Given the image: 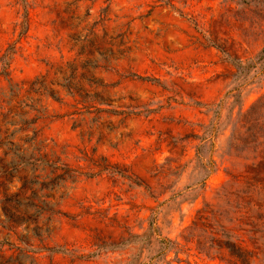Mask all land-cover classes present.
I'll list each match as a JSON object with an SVG mask.
<instances>
[{"label":"rangeland","instance_id":"rangeland-1","mask_svg":"<svg viewBox=\"0 0 264 264\" xmlns=\"http://www.w3.org/2000/svg\"><path fill=\"white\" fill-rule=\"evenodd\" d=\"M262 47L264 0H0V251L264 264ZM150 217L178 252L140 237Z\"/></svg>","mask_w":264,"mask_h":264},{"label":"trees","instance_id":"trees-1","mask_svg":"<svg viewBox=\"0 0 264 264\" xmlns=\"http://www.w3.org/2000/svg\"><path fill=\"white\" fill-rule=\"evenodd\" d=\"M261 58H264V47H262L258 54ZM236 66L239 67V63L230 60V62ZM210 125L206 128V130L209 133ZM213 167V166H212ZM154 217H150L147 221V226L144 232L140 235V237L144 238L146 241L153 240L157 246V253L159 254H165L169 251L178 252V250L181 249L182 245L174 240L170 239L168 237L161 236L157 226L154 224ZM190 226L192 228H195L203 233H208L213 236V240L215 241V247L213 248V252H207V251H201L199 253H202L206 257H210L213 254H219L220 250L223 248H227L228 246H225V240L224 239V232H223V225L221 223V216L220 213L217 211L215 206L210 203H204L201 208L196 210L195 215L191 221ZM132 237L136 238L137 235H133ZM226 238V236H225ZM237 249L241 251L243 254L246 252L245 246H237ZM0 264H18L15 260V257H12L11 255L5 256L0 251Z\"/></svg>","mask_w":264,"mask_h":264}]
</instances>
